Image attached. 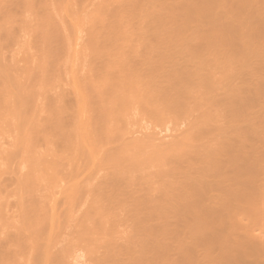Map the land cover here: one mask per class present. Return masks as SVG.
<instances>
[{
    "label": "bare ground",
    "instance_id": "bare-ground-1",
    "mask_svg": "<svg viewBox=\"0 0 264 264\" xmlns=\"http://www.w3.org/2000/svg\"><path fill=\"white\" fill-rule=\"evenodd\" d=\"M263 161L264 0H0V264H264Z\"/></svg>",
    "mask_w": 264,
    "mask_h": 264
},
{
    "label": "rangeland",
    "instance_id": "rangeland-1",
    "mask_svg": "<svg viewBox=\"0 0 264 264\" xmlns=\"http://www.w3.org/2000/svg\"><path fill=\"white\" fill-rule=\"evenodd\" d=\"M184 42H185V43H184ZM177 43H178V42H177ZM183 43H184V44H183ZM179 44H180V45H179ZM177 46H187V42H186V41H181V42L178 43ZM182 48H183V47H182ZM263 163H264V161H263ZM263 165H264V164H263ZM263 165H262V166H263ZM263 168H264V167H263ZM260 189L262 190V196L264 197V185H262V186L260 187ZM260 189H259V195L256 194L257 197H258V196L261 197V196H260V191H261ZM256 196H254V197H256ZM262 199H263V201H262V203H260V201H261ZM258 200H259V202H258ZM258 200H257V198H255V201H254V199H252L253 203H252V206H251V209H253L254 214H255V216H256L255 219H253V223H252V224H255L254 221H255L256 219H257L256 221L259 222L258 224H259V225L261 224L260 226L257 224L258 227H259L258 230H256V228H255V230L257 231V233H256V231H255L254 229H252V228H251L252 230H250V228H249V231L247 230V231H248V232H247V231H246V227H247V225L243 227V230H242V229H240V230H242V231H244V232H246V233H250L251 231L254 230L253 232L256 233V234H255V235L252 234V235H254V238L256 239V241H259V242L261 241V242H262V239L264 238V224H263V223H264V210H263V209H264V206H263V208H262V205L264 204V203H263V202H264V198L261 197V199L259 198ZM261 204H262V205H261ZM249 213H251V212H249ZM249 213L244 214V215L246 216V218H247V215H248ZM251 215H252V213H251ZM241 216H242V215H239V217L241 218L242 223H245V222H246L245 220H248V219H249V218L244 219L245 216H242V217H241ZM242 218H243V220H242ZM253 218H254V217H253ZM250 219L252 220V218H250ZM237 220H238V219H237ZM243 221H244V222H243ZM248 221H249V220H248ZM250 222H252V221H250ZM250 222H249V223H250ZM257 222H256V223H257ZM239 223H240V222H238V224H239ZM242 223H241V224H242ZM245 224H246V223H245ZM247 224H248V222H247ZM252 224L250 223L251 226H249V224H248V226H249V227H255L254 225L252 226ZM243 225H244V224H243ZM255 225H256V224H255ZM238 228H239V227H238ZM247 229H248V228H247ZM260 231H261V233H260ZM253 232H251V233H253ZM259 234H260V236H259ZM257 236H258V237H257Z\"/></svg>",
    "mask_w": 264,
    "mask_h": 264
}]
</instances>
